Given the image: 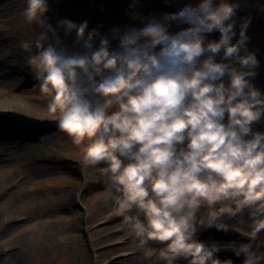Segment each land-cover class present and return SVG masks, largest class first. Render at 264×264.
Masks as SVG:
<instances>
[{"label": "clouds", "instance_id": "1", "mask_svg": "<svg viewBox=\"0 0 264 264\" xmlns=\"http://www.w3.org/2000/svg\"><path fill=\"white\" fill-rule=\"evenodd\" d=\"M238 7V0H198L162 18L131 12L146 22L113 27L111 37L89 29L87 20L64 18L58 26L66 34L75 31L85 49L69 52L46 16L48 0H26V19L39 29L29 62L51 94L49 110L81 146L86 164L103 162L101 171L119 193L115 214L124 218L146 260L222 264L216 244L195 238L198 226L227 230L219 218L245 208L252 220L250 230L242 231L251 239L237 255L245 254L243 264L264 260L252 246L264 229V131L252 128L264 116V92L248 79L259 64L246 48L250 17L240 21L239 38L231 42ZM169 17L189 26L170 32ZM213 30L219 39L205 42ZM112 39L118 47H111ZM221 49L241 67L217 61ZM202 205L206 212L197 215ZM150 241L166 243L158 249Z\"/></svg>", "mask_w": 264, "mask_h": 264}, {"label": "rangeland", "instance_id": "2", "mask_svg": "<svg viewBox=\"0 0 264 264\" xmlns=\"http://www.w3.org/2000/svg\"><path fill=\"white\" fill-rule=\"evenodd\" d=\"M132 3L133 0H48L46 16L57 28L61 46L69 52H83L85 49L76 41L75 31L66 34L63 27L58 26L59 20L68 18L77 23L87 20L89 29L98 28L101 35L111 37L113 27H140L146 22L133 19L131 12H138L145 18H162L170 9L183 4L195 6L198 0H138L130 7ZM238 3L233 17L236 36L231 42L239 38L240 21L250 17L246 48L256 53L259 64L256 74L248 79L264 92V0H238ZM25 7L26 0H0V30L10 42L2 49L6 54H0V91H4L0 95V105L24 115L45 114L48 117L45 124L36 127L0 115V264H166L158 257L143 261L136 258L141 250L136 240L130 241L122 233L125 220L114 211L119 193L101 171L103 162L86 164L81 146L74 144L63 130L59 132L58 121L49 110L51 94L41 87L37 69L29 62L37 51L36 33L32 32L36 26L26 19ZM165 24L170 32L189 26L171 17ZM219 36L220 32L213 30L205 34V42L219 39ZM99 40L97 36L96 46ZM23 41L33 43L28 49L11 45H20ZM52 42L55 43L54 38ZM111 47H118V40L112 39ZM222 52L223 49L215 55L217 61L224 59L238 69L241 67L238 61L224 58ZM244 52L241 48L240 54ZM223 79L228 82L227 74ZM24 100H33L29 102L33 105L31 110ZM224 119L226 122L227 113ZM252 128L264 131V116L253 122ZM50 134L53 138H47ZM45 136L47 139H43ZM206 209L207 206L202 205L199 212L204 214ZM223 216L233 221L229 229L215 225L207 229L201 225L195 238L232 241L227 247L218 246L214 255L222 264L228 261L243 264L245 254L237 255L236 249L251 239L245 234L252 220L249 209ZM261 241H264V229L252 241L258 252H264ZM159 242L166 243L150 241L153 247L163 248ZM177 264H188V260L181 257ZM260 264H264V260Z\"/></svg>", "mask_w": 264, "mask_h": 264}, {"label": "bare ground", "instance_id": "3", "mask_svg": "<svg viewBox=\"0 0 264 264\" xmlns=\"http://www.w3.org/2000/svg\"><path fill=\"white\" fill-rule=\"evenodd\" d=\"M0 27H2V26H0ZM2 29V28H1ZM37 27H35V29H33L32 30V32L33 33H37ZM39 30V29H38ZM2 34V35H1ZM5 35V33L4 32H2L1 30H0V54L1 55H4V54H6L5 52H3L2 51V49H5V47L7 48L8 47V45H9V40H8V38L7 37H5L4 36ZM11 45H12V47H17V49H18V47H20V48H22V46H21V44L19 45V43H11ZM19 45V46H18ZM4 88V87H3ZM3 93H4V91H2V89H1V91H0V95H3ZM31 101H33V100H31ZM30 100L29 101H27V100H24V103L29 107V110H31V107L33 108V105L31 104V103H29V102H31ZM2 104V103H1ZM0 115H3V116H8V117H12V118H15V119H17V120H19V121H21V122H23V123H25V124H27V125H30V126H36V127H39V126H41L42 124H45L46 122H45V119L48 117L47 115H45V114H43V115H41V114H31V115H24V114H21V112L20 111H17V110H14L13 108H11V107H6V106H4V105H0ZM51 119V121H53L54 119L53 118H50ZM49 119V120H50ZM48 120V121H49ZM62 131V129H59V132H61ZM63 132V131H62ZM61 133H59L58 135H60ZM54 135V134H53ZM57 134L55 135V136H58ZM62 135V134H61ZM53 138V136L50 134V135H48V137L47 138ZM60 137V136H59ZM46 138V136L43 138V139H47ZM203 211V210H202ZM200 212H198L197 213V215H202V213H200ZM222 222H224V223H226V224H228L229 226L231 225V224H233V221H231V219H229V218H226V217H224V216H222V217H220L219 218ZM125 223V229H124V231L122 232V233H125V235H127L130 239V241H132V240H135L134 239V237L131 235V231H130V228H129V226H128V224H126V222H124ZM236 225H238V224H236ZM241 227H245V225H240ZM213 226H207V229H210V228H212ZM229 229V228H228ZM234 241V243H236V240H233ZM203 242H205L206 244H208V245H211V244H216L217 246H222V245H225V247H227V246H229V244H232L233 242L232 241H229V242H221V241H217V240H212V239H208V240H206V241H203ZM159 245L161 246V247H164L165 246V243H162V242H159ZM224 247V248H225ZM219 249V248H218ZM141 250V249H140ZM139 252H141L140 254H138L137 255V257L136 258H140L142 261H143V259H144V256H143V251L141 250V251H139Z\"/></svg>", "mask_w": 264, "mask_h": 264}]
</instances>
